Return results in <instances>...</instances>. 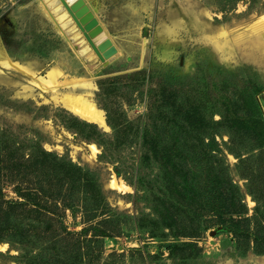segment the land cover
<instances>
[{
  "label": "rangeland",
  "instance_id": "obj_1",
  "mask_svg": "<svg viewBox=\"0 0 264 264\" xmlns=\"http://www.w3.org/2000/svg\"><path fill=\"white\" fill-rule=\"evenodd\" d=\"M58 1L77 38L55 23L47 0H0V187L6 201L27 204L17 217L29 229L23 242L10 233L0 238V264H64L78 250L75 264H264V253L254 249L264 238V0H85L108 35L100 50L106 58L118 55L96 73L99 56ZM53 70L61 73L55 83L48 77ZM71 79L91 83L88 96L104 124L62 104ZM188 107L217 122L203 136L215 134V153L240 188L250 228L236 227L226 202L216 204L222 214L207 205L192 222L182 212L212 199L207 189L195 202L192 192L196 184L202 192L212 174L203 153L211 136L205 147L197 137L203 125L188 142L196 155H181L186 177L169 163L179 145L172 144L174 128L183 134L187 122L181 112L167 127L169 114ZM155 138L166 143L159 155ZM40 149L79 165L88 180L87 188L66 184L62 192L69 195L56 197L58 208L52 198L39 206L24 196L41 183L47 191L62 187L57 172H40L42 179L24 160ZM114 179L128 188L112 187ZM153 208L167 210L166 223L178 208L177 221L165 228L151 223ZM181 226L195 236L179 234Z\"/></svg>",
  "mask_w": 264,
  "mask_h": 264
},
{
  "label": "trees",
  "instance_id": "obj_2",
  "mask_svg": "<svg viewBox=\"0 0 264 264\" xmlns=\"http://www.w3.org/2000/svg\"><path fill=\"white\" fill-rule=\"evenodd\" d=\"M261 90V88H257L256 91L254 92V95L257 94L259 91ZM172 97V96H170ZM169 98V97H168ZM180 104L181 102H178L179 108H180ZM255 109L257 110L256 113H259L258 111V105L255 103L254 105ZM171 112V111H170ZM175 112H178L177 114H175ZM181 112L183 119L185 120V118L187 119L186 121V125L183 127V130H188L189 132L186 133L184 131L183 134H181V132L179 131L180 128H174L175 130H177L175 133L177 134L178 139L176 138L175 140L172 141V144H174L175 142H179L178 144H175L174 146V151L171 152V154H169V160L173 166L174 172H177V176L181 177V175H186L188 173H184L183 172H190V170L188 169V167L186 166L185 160L182 158L181 155H196L197 150L194 149L193 147V143L191 142V148L188 145L189 140H193L196 136V134H192V132L194 133V130H196L197 128H199L201 125H203L202 129L199 130V134L197 135V137H199V140L203 141L204 143V147L206 146L204 140H209L210 136V140L206 143L209 148L205 149L203 148V150H205V152H203L205 154V156L208 158L207 162H208V168L210 170V172H212V174L208 173V176L210 177L209 182H206L205 184L206 187H204L202 184L200 185L201 190H203L202 192L200 191L199 185L196 184L195 187H192V192H193V197L195 202L198 201L200 198H203L204 191H207V189L209 190V195L211 196L212 199H207L203 198L204 201H206L205 203H200L201 205L198 207H191L189 210H183L182 212H184V215H190L189 217L191 218V222H192V217H198V215L202 212L205 211L207 209V205L209 208L208 212H217V203H224L225 207H226V214L228 213L233 219L234 222H236V227H240V224H244L247 225L250 228V223H251V218L246 217L245 215L248 212V209L246 207V204L243 203V197L242 194L240 192V188L237 184H234V182L232 181V179L228 178V175H225V172L227 170V165L224 164L223 166L221 165V162L218 159V155H216L217 153V149H215V147L218 148V142L216 141V136L215 134L212 135H204V131L206 129L207 126H209V122L212 120L214 121V119L212 117H208L207 111H197L194 110L192 108H185L182 109L181 111H174L173 113H170L169 116L171 117L170 120H168L167 122V127L170 125L171 121L173 118H177L178 114H180ZM209 115V114H208ZM212 115V114H211ZM73 121H75L76 123H79L78 120L76 118H72ZM198 122L197 126L195 125ZM215 122V121H214ZM217 123V122H215ZM83 125L88 126L90 128H95L96 126L89 124V123H84L82 122ZM175 124V123H174ZM166 125L164 126H159L164 128ZM177 125V122H176ZM264 126V125H263ZM166 128V127H165ZM191 130V131H190ZM198 130V129H197ZM262 130L264 132V128L262 127ZM173 132V130H172ZM171 132V133H172ZM256 132V133H255ZM203 133V134H202ZM254 134L257 136H260V134L258 133L257 130L254 131ZM185 139L187 141H185ZM162 143L166 144L165 142H161V141H157V138H155V141L152 142V144H154V148H153V153L154 155H159L160 150H158V146H160ZM264 147V145H261V147ZM262 147V148H263ZM200 150H202L200 148ZM216 152V153H215ZM32 154L31 156H29V158L24 159L26 162L33 164L32 167H35L33 169V171L39 172L38 175L39 177L42 176V179L45 178V176H43L42 173L40 172H46V175H49L53 172H57V179H58V184L59 186H62L60 188L59 191H47L45 188H43V184L41 183V186L38 188H34V189H28L27 192L24 194L26 201L28 203H33V204H37V205H41L40 202H42V199H44L45 197L47 199L52 198L53 201H55L54 206H56V208H58V202L56 197H66L69 194L67 193H63L62 190L65 189V185L72 183L74 184L75 182H78V187H86L88 186V180L84 177L80 175V172H83L84 170L77 164H74L72 162H65L63 159H61V157H59L58 155H56L53 152H48L46 150L40 149L39 152L37 153H30ZM24 156V155H23ZM197 157V156H195ZM23 159V158H22ZM63 160V161H62ZM184 160V161H183ZM41 167V168H40ZM47 167V168H45ZM191 168V167H190ZM1 171V168H0ZM1 173V172H0ZM60 174V175H59ZM77 174V176H76ZM56 175V174H55ZM47 178V177H46ZM44 181V180H43ZM224 182L228 183V191H224L223 189V184ZM44 183V182H43ZM189 180L188 178H186V186L188 185ZM71 184V185H72ZM75 186H72L73 190L75 188V190L78 188ZM183 188V186L181 187ZM67 189V187H66ZM82 191V190H81ZM188 191L185 192V194L187 195ZM252 193V192H251ZM88 190L84 189L83 192V196L85 198H87L88 195ZM62 195V196H61ZM54 196V197H53ZM94 196V194H93ZM209 196V197H210ZM92 196L89 195V198H91ZM61 202H63L64 207H68L67 204L64 202V200L61 198L60 199ZM259 201V198L257 199ZM66 201V198H65ZM205 205V208L203 209V206ZM26 203H22V202H16V203H11L9 201H6L3 198V193H2V189L0 187V238H2L6 233H10V235L18 242H23V240H25L28 237V226H22L21 221L19 220V218L17 217V211L20 208H26ZM86 209H89V206H87L85 204ZM54 209V208H52ZM87 209V210H88ZM177 209V210H176ZM174 208L172 209V212H174L171 216L169 215L170 220L167 221V223L165 222L166 219V215H168L167 210H157L155 208L152 209V214L149 215V219L150 222L156 225H159L161 223H163V227H171L172 225H174V221H177V218H173V217H177L176 213L178 211V208ZM30 210L32 211L33 208L31 206ZM40 210V209H38ZM169 210V209H168ZM179 212V211H178ZM51 213L55 214L57 213V209H54V211H51ZM217 213H221V211H218ZM170 214V213H169ZM15 215V217H14ZM42 215H45L44 218L46 220H50V219H54L51 218L50 216H47V214L44 212L42 213ZM193 215V216H192ZM210 215V214H209ZM14 219H13V218ZM194 220V219H193ZM104 222V223H103ZM103 224H107V225H111L113 224V221L110 219H105L102 220ZM194 225H196V223H194ZM115 227V225H114ZM178 228L180 227V225L177 226ZM184 227L181 226L180 231L178 232L179 234H184L187 235L188 231L185 230V232L183 231ZM195 232V231H193ZM189 236H195L191 233L188 234ZM91 241V240H89ZM264 238L259 239V237L256 238L255 241V245H254V249L256 247V249H260V252L264 253ZM173 246L177 247V244H173ZM82 254L81 252L78 250L77 253L75 254V256H73V258L75 257H80ZM72 257L70 259H68L67 261H65L64 264H75V261ZM78 260V259H77Z\"/></svg>",
  "mask_w": 264,
  "mask_h": 264
},
{
  "label": "bare ground",
  "instance_id": "obj_3",
  "mask_svg": "<svg viewBox=\"0 0 264 264\" xmlns=\"http://www.w3.org/2000/svg\"><path fill=\"white\" fill-rule=\"evenodd\" d=\"M48 6L51 7V14L54 15L56 20L61 23L63 31L67 30L73 38H77V34L74 33L75 28L72 25V21L68 16V13L64 10L58 0H47ZM93 25V22L90 23ZM89 47H84L82 53H87ZM18 68V67H17ZM21 70H25L23 67L19 66ZM26 71V70H25ZM61 73L58 71H51L48 74L49 81L55 83L60 77ZM44 83V82H43ZM70 88V92L64 94L62 97V104L70 111L74 112L78 116L88 120L93 121L98 124L105 123V117L103 111H101L95 103H93L89 96L92 94V85L89 81L85 79H71L66 80L64 83ZM57 92V91H56ZM95 150V149H94ZM112 187L123 190L128 188L125 184L116 181L115 179L111 181Z\"/></svg>",
  "mask_w": 264,
  "mask_h": 264
},
{
  "label": "water",
  "instance_id": "obj_4",
  "mask_svg": "<svg viewBox=\"0 0 264 264\" xmlns=\"http://www.w3.org/2000/svg\"><path fill=\"white\" fill-rule=\"evenodd\" d=\"M64 7L68 10L69 14L72 16L74 21L76 22L77 26L83 32L84 36L97 53L101 60V64H99L92 72L96 73L102 68L106 67L112 60H114L118 55L112 54L108 58H106L103 52L100 50V45L108 40V35L102 25L94 24L95 20V13L92 11L90 6L86 3L85 0H76L72 4L68 0H60ZM55 23L59 26L61 30L63 27L61 24L56 20L53 14H51ZM93 22V26L88 31L86 26Z\"/></svg>",
  "mask_w": 264,
  "mask_h": 264
}]
</instances>
